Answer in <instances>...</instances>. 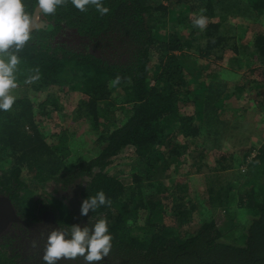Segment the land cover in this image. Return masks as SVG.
Listing matches in <instances>:
<instances>
[{"label": "trees", "instance_id": "obj_1", "mask_svg": "<svg viewBox=\"0 0 264 264\" xmlns=\"http://www.w3.org/2000/svg\"><path fill=\"white\" fill-rule=\"evenodd\" d=\"M101 2L108 8L104 15L92 5L78 10L71 0H62L53 13L41 12L17 53V86L10 90L16 99L8 111H0V213L6 224L0 231V264H44L51 229L68 232L72 224L90 228L101 218L111 234V249L95 264H264V142L242 159L245 163L252 156L244 184L230 178L239 162L233 155L231 164L213 170L202 202L191 199L187 181L173 180L167 187L158 182L171 161L181 162L188 144L221 123L214 121L221 90L210 96L212 85L198 83L183 64L184 58L195 57L193 50L202 59L221 61L228 51L239 56L248 46L252 54L246 67L252 80L247 84L264 90V31L239 47L242 38L232 37L226 27L227 12H217L232 3L241 7L240 16L258 19L264 15V0ZM23 3L33 16L36 0ZM173 4L181 10L172 9ZM200 15L206 17L203 29L192 23ZM155 55L159 61L153 66ZM223 87L231 98L243 95L246 84L235 85L237 93ZM63 88L80 94L72 121L86 122L95 136L89 158H71L75 128L44 136L39 127L63 111L52 96ZM124 106L131 107L125 110L126 119L116 116ZM127 149L133 150L137 166L132 181L122 183L107 168ZM2 154L9 158L6 170ZM222 172L229 175L224 187ZM151 187L156 190L149 193ZM45 189L44 200L33 198ZM98 191L110 203L81 216V202ZM205 205L207 217L190 233ZM231 211L241 222L252 217L246 234L238 235L239 245L222 241L225 225L220 228L216 219ZM234 214L227 216L231 220ZM11 215L14 221L7 223ZM231 230L237 227L226 232ZM57 264L86 262L83 257L61 258Z\"/></svg>", "mask_w": 264, "mask_h": 264}, {"label": "rangeland", "instance_id": "obj_2", "mask_svg": "<svg viewBox=\"0 0 264 264\" xmlns=\"http://www.w3.org/2000/svg\"><path fill=\"white\" fill-rule=\"evenodd\" d=\"M171 8L177 12L181 10V7L176 4L171 5ZM218 8L217 12L220 14L227 12L229 20L226 21V27L231 30L230 35L236 39L239 37L242 38V41L238 42L239 47L252 42L256 33L264 31V15L258 19H249L246 16H240L237 11L242 12L241 7L235 5L232 6V3H228L226 7L219 6ZM201 11L202 10L200 9V12ZM194 12H196V10ZM233 14H235L234 17L231 16ZM170 23L172 22L168 20L165 26L168 28ZM161 32L162 31H160V33ZM245 48L248 52L240 50L239 56H235L233 53L228 51L224 54L223 60H215L216 62L214 59L200 58L198 55L199 53L194 50L192 51V54H195V57H186L183 59L186 71L191 75V77H193L198 83L204 82L206 86L209 84L212 85L211 90L208 93L210 96L213 95V97H216V92H219L220 90L222 92L220 97L222 99V103L220 102L216 104V107L217 105L220 106V113L217 114L219 118L217 116L214 118V121L218 119L221 123H217L216 129L214 125L213 129L210 128L212 131L211 134H204L199 137L198 141L194 144H188V150L182 156L181 162L178 163L171 161L168 170L166 173H163V177L158 181H162L166 187L170 186L173 180L187 181L190 191L189 195L191 196V199L195 200V202H202L206 198L207 183L209 178L214 174L213 170L221 168L223 164H231L233 162V155L237 157L236 159L239 162L234 163L235 171L232 173L234 176H230V178L233 182H236L237 185L244 184L245 179L250 172L247 170L246 165L250 162V158L252 156L245 163H243L242 159L248 154L252 146L259 145L264 142V90H253L250 87L251 85L247 84L248 81L252 80L246 67V63L251 60L250 56L252 54V50L248 46ZM152 61L153 66H156L159 61L158 56L155 55ZM252 76L255 77V75ZM224 84H227L231 88H228L227 90L233 93H237L235 90L236 88H234L235 85L246 84V89L242 93L243 95L238 93L231 98H226L225 96L228 91H226L223 87ZM223 90H225V92ZM52 96L59 105L63 106V111L61 114L50 119L52 123L50 121H41L39 123V127L42 129L43 135L46 136L51 133L59 132L62 128H75L77 133L72 135V139H70L71 150L74 151L72 152L71 158H89L95 151V136L86 122L72 121L73 113L81 99L80 94L78 92L69 91L68 88H63L61 90L56 89L55 92L53 91ZM218 99L219 97L216 100ZM124 107L125 109L116 111L117 117L126 119L127 116H129V113L125 110L127 109V111H129L131 107ZM207 118V115H204L203 113L202 119ZM65 120H67V124L63 123ZM178 139L181 140V137ZM2 155L4 156V158H2L4 162L1 163V167L6 170L8 167L6 160L9 158L5 154ZM225 155H227L226 158L222 159L219 163L218 160L223 156L225 157ZM230 155H232V157ZM136 166L137 163L133 150L127 149L113 159V162L107 168V172L111 176L119 179L122 183H127L132 181L131 176L136 169ZM221 177L220 184L224 187L226 184L225 182L229 179V175L228 173L223 174L222 172ZM154 190H156V188L151 187L148 189V192L150 193ZM48 192L49 189L36 192L34 193L33 198H35V200H44ZM21 196H23L27 202L28 195L25 191H22ZM232 209H234V207L231 208V210ZM208 210V206L205 205L201 212L202 217H198L188 228L190 233H195L200 228L204 221V217H207L208 215ZM222 213L223 216L222 214L216 215L220 228H223V224L225 225L223 232L224 235H227H225L226 237H223L222 241L239 245L238 235L241 236V234H246L247 223L252 220V217L246 216L244 219L247 221L243 220L241 222L240 218H238L236 214L232 213V211L227 214H234L231 220L226 213ZM11 216L12 218L8 219L7 223L14 221V215ZM42 222H44V220ZM47 225H50V223ZM234 225L237 227V230L226 232L228 227L230 228Z\"/></svg>", "mask_w": 264, "mask_h": 264}, {"label": "clouds", "instance_id": "obj_3", "mask_svg": "<svg viewBox=\"0 0 264 264\" xmlns=\"http://www.w3.org/2000/svg\"><path fill=\"white\" fill-rule=\"evenodd\" d=\"M62 0H36V7L45 14L53 13ZM78 10L84 11L92 5L100 15L108 12L101 0H71ZM193 25L203 29L206 17L198 16ZM37 27L36 18L25 10L23 0H0V111H8L15 97L10 90L16 85L15 70L19 63L17 53L30 39L31 31ZM110 203L103 191L89 195L81 202L80 215L95 211L102 205ZM111 234L105 219H98L92 226L72 224L65 232L59 228L51 229L47 234L42 255L44 264H57L65 260L83 257L86 264H95L107 256L111 249Z\"/></svg>", "mask_w": 264, "mask_h": 264}, {"label": "flooded vegetation", "instance_id": "obj_4", "mask_svg": "<svg viewBox=\"0 0 264 264\" xmlns=\"http://www.w3.org/2000/svg\"><path fill=\"white\" fill-rule=\"evenodd\" d=\"M0 212H2V209H0ZM3 218H4L3 213H0V231H2L4 227H6L3 223L4 221Z\"/></svg>", "mask_w": 264, "mask_h": 264}, {"label": "water", "instance_id": "obj_5", "mask_svg": "<svg viewBox=\"0 0 264 264\" xmlns=\"http://www.w3.org/2000/svg\"><path fill=\"white\" fill-rule=\"evenodd\" d=\"M40 13H41V12H40L38 9H36L35 12H34V14H33V16L36 18L37 25H38V19H39L38 16L40 15ZM34 29H35V28H34Z\"/></svg>", "mask_w": 264, "mask_h": 264}, {"label": "crops", "instance_id": "obj_6", "mask_svg": "<svg viewBox=\"0 0 264 264\" xmlns=\"http://www.w3.org/2000/svg\"><path fill=\"white\" fill-rule=\"evenodd\" d=\"M233 171H235V169H233Z\"/></svg>", "mask_w": 264, "mask_h": 264}]
</instances>
